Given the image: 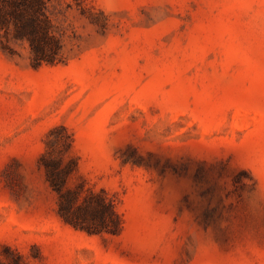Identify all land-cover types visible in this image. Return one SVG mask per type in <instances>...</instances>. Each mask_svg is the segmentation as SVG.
I'll return each instance as SVG.
<instances>
[{"label": "rangeland", "instance_id": "1", "mask_svg": "<svg viewBox=\"0 0 264 264\" xmlns=\"http://www.w3.org/2000/svg\"><path fill=\"white\" fill-rule=\"evenodd\" d=\"M47 14L55 65L0 30V264H264V0ZM57 137L73 140L68 189L105 192L119 235L59 216L40 165Z\"/></svg>", "mask_w": 264, "mask_h": 264}, {"label": "trees", "instance_id": "2", "mask_svg": "<svg viewBox=\"0 0 264 264\" xmlns=\"http://www.w3.org/2000/svg\"><path fill=\"white\" fill-rule=\"evenodd\" d=\"M47 3L48 0H0V30H12L16 39L29 43L34 68L61 61L62 46L53 32ZM62 128L66 131L65 127ZM58 130L54 129L51 134ZM54 146H59L58 154ZM72 146V139H67V142L60 137L53 142L49 140L40 161L47 180L58 194L59 216L75 229L91 235H119L123 221L105 192L86 190L83 184L68 189V180L77 169L75 159L65 161V152ZM13 264H22L20 257Z\"/></svg>", "mask_w": 264, "mask_h": 264}]
</instances>
